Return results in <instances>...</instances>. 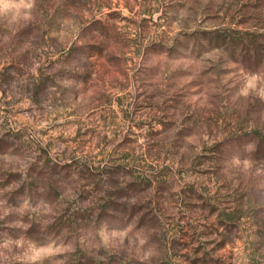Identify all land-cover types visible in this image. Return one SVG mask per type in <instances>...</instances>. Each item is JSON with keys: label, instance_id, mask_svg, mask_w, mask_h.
Instances as JSON below:
<instances>
[{"label": "rangeland", "instance_id": "obj_1", "mask_svg": "<svg viewBox=\"0 0 264 264\" xmlns=\"http://www.w3.org/2000/svg\"><path fill=\"white\" fill-rule=\"evenodd\" d=\"M0 264H264V0H0Z\"/></svg>", "mask_w": 264, "mask_h": 264}]
</instances>
